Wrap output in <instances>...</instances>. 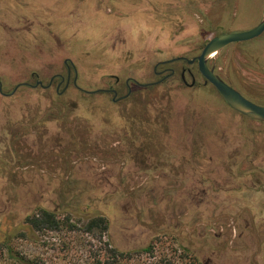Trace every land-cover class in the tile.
Returning a JSON list of instances; mask_svg holds the SVG:
<instances>
[{
    "label": "rangeland",
    "instance_id": "374dc122",
    "mask_svg": "<svg viewBox=\"0 0 264 264\" xmlns=\"http://www.w3.org/2000/svg\"><path fill=\"white\" fill-rule=\"evenodd\" d=\"M127 8L133 16L122 22L113 15V5L98 0H0L3 91L11 93L20 81L34 83L28 76L32 69L56 72L66 57L79 65L89 90L108 86L117 75L152 80L156 61L192 56L214 35L251 29L264 16V0H148L143 4L132 0ZM214 63L225 80L264 105V33L230 44L211 57L210 64ZM165 88L166 98L153 97V89L146 101L135 97L121 103L113 102L111 95L69 90L65 105L77 107L63 121L66 127L75 126L71 132L88 145H77L85 148L82 154L68 156L71 132L50 122L48 133L40 134L37 145L33 144L39 155L35 162L15 167L19 178L34 182L20 189L16 206H5L7 197L1 187L5 177L0 173V213H15L0 215V235L20 223L21 213L36 204L49 205L51 183L72 178L76 181L72 191L93 199L74 218L106 214L112 242L121 251L155 242L158 258L176 264H188L190 257L202 264H264V123L237 114L210 85L189 88L172 81ZM53 97L51 91L29 87L11 95L0 93V139L8 121L26 120L39 107L45 110ZM131 112L148 115L151 122L142 127L135 122L131 130L125 129L123 124L132 121ZM157 119L164 126L152 123ZM157 130L159 148L150 150L154 156L124 148L127 139L137 137L140 144L149 141L146 131ZM57 144L66 149L61 158L53 152ZM168 155L189 157L195 170L161 176L158 165ZM166 187L171 193L160 197L159 191ZM31 233L28 230L26 240H16L18 250L51 264H67L64 233L36 234V241ZM73 249L69 257L78 250ZM1 254L0 264H9ZM148 255L134 254L132 263Z\"/></svg>",
    "mask_w": 264,
    "mask_h": 264
},
{
    "label": "trees",
    "instance_id": "16d2710c",
    "mask_svg": "<svg viewBox=\"0 0 264 264\" xmlns=\"http://www.w3.org/2000/svg\"><path fill=\"white\" fill-rule=\"evenodd\" d=\"M52 103L45 110L37 108L38 113L29 116L26 120L8 121L3 128V135L0 139V173H3L5 177L1 187L7 197L6 207L8 205L16 206L19 202L20 189L34 183L31 180L19 178L15 167L17 164H19L18 167H27L35 162L38 153L33 144L37 145L40 134L48 133V124L53 121L58 122L61 131L69 130L71 132L75 127H66L63 120L68 119L77 106L75 104L66 106L61 98ZM78 127L79 125H76V128ZM71 135L72 147L71 151H68V156H79L85 148H79L77 145L83 144L86 147L88 142L79 140V135L74 131L71 132ZM31 137V143H29ZM57 146H59L58 149L53 147V152H57L58 157L61 158V153L66 149L60 148L58 144ZM71 161H73L72 158ZM71 161L68 160L67 164L70 165ZM75 182L72 178H59L51 183L52 195L46 200L49 205L36 204L31 210L21 213L20 223L15 228L6 229L0 235V251L1 255L5 256L6 263L10 264L12 261L11 264H51L38 255L16 248V240L28 239L30 237L28 230H31L35 241L36 234L64 233L68 241L64 244L63 250H67V254L63 259L67 264H176L171 260L158 258L155 242L135 251L119 250L112 242L110 221L106 214L97 213L84 220H76L74 213L78 212L82 205L90 206V201L93 199L85 198L83 192L72 191L75 188ZM7 214L13 216L12 214L15 213H0L1 217L7 216ZM74 247H77L78 250L69 257L74 251ZM145 253L149 254L146 259L139 257L135 263H132L134 254L141 256ZM76 256L77 258H74ZM151 258L155 261L147 263ZM190 258L191 261L188 264H202L197 257Z\"/></svg>",
    "mask_w": 264,
    "mask_h": 264
},
{
    "label": "flooded vegetation",
    "instance_id": "af4514ba",
    "mask_svg": "<svg viewBox=\"0 0 264 264\" xmlns=\"http://www.w3.org/2000/svg\"><path fill=\"white\" fill-rule=\"evenodd\" d=\"M89 1L91 3L94 0H83L84 3L89 2ZM131 1L132 0H98L99 3L107 2L113 5V10H111L115 12L113 15H115L122 22H124V20L131 19L133 16V13L127 10L128 4ZM135 1H140L141 4H143L144 2H148V0H135ZM86 11H87V5L85 4V7L83 8V12H84L83 15L86 14ZM223 33H226V32H223ZM210 39H207L205 43L203 44L202 48L200 49V51L196 54H193L192 56L178 55L175 57L160 59L156 61L152 66L151 74L152 76L155 77L152 80L141 81L138 78L131 76V75L123 79L122 75H117L115 77V80L112 83H110L108 86L97 88L95 90H89V89H86L83 85V79L81 75L82 71L79 65H77L71 58L66 57L64 58L63 62L61 63V66L56 72L44 74V71H40L39 69H32L28 73V76L34 79V83H31L26 80L20 81L19 83L16 84L15 89L11 93H5L3 91V81L0 79L2 83V89H0V93L4 95H7V94L11 95L21 87H29L32 90H38L41 92L51 91L53 92V96H54L52 99L53 101L58 98H61L64 101L65 100L64 96L67 94V92L71 89H76V90L82 91L84 95H93V94L111 95V99L113 102L121 103L124 101H128L130 99H133L135 97H142L143 100L146 101L148 100V97L150 99L152 95V94H149L148 91L150 92V90L152 91L153 89L155 90H153L152 92H156V94L152 95L153 97H156V96L158 97L160 95L159 96L160 98H166L167 95L165 94V89H166L165 86L172 81H174L177 84H179V82H182L185 85V87H189V88H193L198 85L201 86V85L207 84V85L214 87L217 90V88L200 71L199 61L197 58L201 54L206 43ZM234 43H237V42H234ZM228 46H226L225 48H227ZM211 57L208 59V66L210 67L214 66L215 71H216V64L215 63L212 65L210 64ZM180 63H184V64H182L181 66H175V67L171 66V65L180 64ZM216 73L218 72L216 71ZM189 78L191 79L190 82H189ZM225 81L228 82L227 80ZM228 83L234 86L230 82ZM160 91H163L162 95ZM219 95L222 97L225 103L231 108V106L227 103V101L220 94V92H219ZM233 111H235L237 114L242 115L248 120L257 121V120L246 117L245 115L239 113L238 111L234 109ZM147 112H149L148 109H147ZM158 115L159 113H157L156 115L157 118H159ZM131 118H132L131 122L126 121V123L123 124L125 125L124 126L125 129L130 128L131 130L132 126H134L133 123L135 122H138L139 124L138 127H142L143 124L151 122L150 117L148 115L147 116H143V115L132 116V112H131ZM159 119L152 121V123H154L155 125L160 124L161 127L164 126L165 123H161ZM257 122H261V121H257ZM146 132H145L146 134L145 138L146 140H149V141H146V142L143 141L144 143L142 142L138 144L137 137L133 138L132 141L131 140L129 141L127 139V141L124 142L125 143L124 148L142 149L144 150L147 157L154 156V154H152L150 150L152 148L154 149L159 148L157 147L159 142H156V135L159 134V130H157L156 133L154 132L146 133ZM165 132L167 133L166 130ZM117 137L118 136L116 135L115 136L116 140H117ZM124 139L126 138H123V140ZM104 142H107V141H104ZM165 154L166 153H164V155ZM184 159L172 158L171 156L168 155L167 158H164L163 160L164 163L161 166L158 165V168L161 169L160 175L167 178V177H172L176 175L180 176L182 175L183 171L187 172V171L195 170V168H193L192 163H191L192 159H190L189 157H185ZM182 160L184 161L183 167L181 166ZM188 165L190 166L187 168ZM180 166L183 168L182 170H180L181 169ZM149 176L150 175L147 174V177ZM183 176H187V174L183 173ZM159 192H161L160 197L166 198V196H168L171 193V190H169V188L166 187L164 189H161Z\"/></svg>",
    "mask_w": 264,
    "mask_h": 264
},
{
    "label": "water",
    "instance_id": "95a60500",
    "mask_svg": "<svg viewBox=\"0 0 264 264\" xmlns=\"http://www.w3.org/2000/svg\"><path fill=\"white\" fill-rule=\"evenodd\" d=\"M263 33L264 16L261 21L251 29L226 32L213 36L206 43L201 54L197 57L200 71L217 88L231 108L248 118L261 122H264V105L247 98L240 90L226 82L221 75L216 73L214 66H208V59L215 54H219L231 43L251 40L261 36ZM0 89H2L1 81Z\"/></svg>",
    "mask_w": 264,
    "mask_h": 264
}]
</instances>
